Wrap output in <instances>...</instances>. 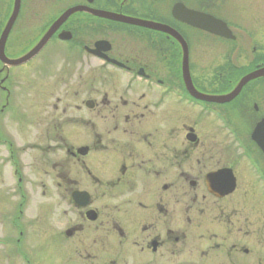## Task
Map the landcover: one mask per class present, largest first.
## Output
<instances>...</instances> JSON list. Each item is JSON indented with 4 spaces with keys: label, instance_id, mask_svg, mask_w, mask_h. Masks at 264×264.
Wrapping results in <instances>:
<instances>
[{
    "label": "flooded vegetation",
    "instance_id": "flooded-vegetation-1",
    "mask_svg": "<svg viewBox=\"0 0 264 264\" xmlns=\"http://www.w3.org/2000/svg\"><path fill=\"white\" fill-rule=\"evenodd\" d=\"M250 1L0 0V264H264Z\"/></svg>",
    "mask_w": 264,
    "mask_h": 264
},
{
    "label": "water",
    "instance_id": "water-1",
    "mask_svg": "<svg viewBox=\"0 0 264 264\" xmlns=\"http://www.w3.org/2000/svg\"><path fill=\"white\" fill-rule=\"evenodd\" d=\"M208 30L211 31V32L217 33V30H214L213 28H208ZM48 38H49V34L47 35V37H45L44 42H46L48 40ZM185 77H186V80L189 82V88H190L191 92L196 97L201 98V99H205V100H208V101H216V102H220V103H226V102H230L232 99H234L241 92L243 87L248 82H250L251 80L257 79L259 77H264V68L258 69L256 71L244 76L240 80V82L237 85V87L232 92H230L229 94L223 95V96H206V95L198 94L194 90V87H193V84L191 82V78H190V75H189V71L185 72ZM190 85H191V87H190ZM261 128H264V121L262 123H260L258 125V127H257V129H261ZM254 135H255V133H254ZM259 143L261 145L264 144V136L262 137V140H259Z\"/></svg>",
    "mask_w": 264,
    "mask_h": 264
},
{
    "label": "rangeland",
    "instance_id": "rangeland-1",
    "mask_svg": "<svg viewBox=\"0 0 264 264\" xmlns=\"http://www.w3.org/2000/svg\"><path fill=\"white\" fill-rule=\"evenodd\" d=\"M250 4L252 6V8H254L256 12V17L257 18H254V23H255V27L257 28V30H261L260 32L264 34V0H251L250 1ZM259 10V11H258ZM54 69H56V71H58V69L55 67ZM60 72V71H59ZM57 72V76H58V73ZM56 76V77H57ZM74 80H75V76L72 75V77H70L68 79V83H67V87L64 86V84H60V87L56 89V91H54V94L53 95H50L49 96H52L53 98V101H55V98L56 97H59V96H62V97H72L73 95V89L71 87L74 86ZM64 102V101H63ZM62 102V103H63ZM227 138V141L230 142V139L228 137H225ZM249 172V171H248ZM260 192V190H259ZM258 192V193H259ZM50 203H52V205H54L55 209L56 207L58 206L57 203L58 201L56 200V197L53 196L50 198V200H48ZM260 203V202H259ZM258 205V204H256ZM60 207V206H59ZM62 209V208H61ZM258 209V208H257ZM58 210V209H57ZM63 210V209H62ZM261 225L263 224L264 225V219H263V222H259Z\"/></svg>",
    "mask_w": 264,
    "mask_h": 264
}]
</instances>
